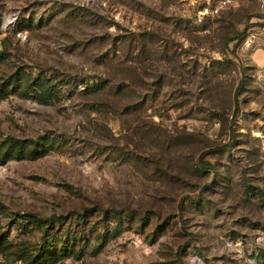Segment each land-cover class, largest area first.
Instances as JSON below:
<instances>
[{
  "label": "rangeland",
  "instance_id": "374dc122",
  "mask_svg": "<svg viewBox=\"0 0 264 264\" xmlns=\"http://www.w3.org/2000/svg\"><path fill=\"white\" fill-rule=\"evenodd\" d=\"M237 1L0 0V264H264V1Z\"/></svg>",
  "mask_w": 264,
  "mask_h": 264
},
{
  "label": "trees",
  "instance_id": "16d2710c",
  "mask_svg": "<svg viewBox=\"0 0 264 264\" xmlns=\"http://www.w3.org/2000/svg\"><path fill=\"white\" fill-rule=\"evenodd\" d=\"M222 11H224V10H222ZM252 18L253 19L254 18H258L259 20L262 21V20H264V14H257V15H254ZM252 25H254V26H250V28L248 29V31L251 28L256 27L257 26V23L256 24H253L252 23ZM247 36H248L247 33H246V35H245V33L236 34V36H234L233 38H231V39H229L227 41V48L229 50H235V48L238 49V48L242 47V45L245 42ZM253 50H255V48ZM253 50H250L248 52L252 53ZM104 89H105L104 86H101V84H99V85H97V86H95L93 88V90H92L93 92L92 93L101 94V93H104L105 92ZM241 90H242V88L241 87H238L237 90H236V92H235V97H234V99H235V110H234L233 118H232V128H231L232 131H234V124L236 123L237 118L239 117L240 112H241V107H240V104H241V101H240ZM202 163H203V161H202ZM206 166L211 167V165L208 164V163L206 164ZM50 251L51 250L48 247L47 249H44L43 250V252H42L41 255H44L45 253H48ZM32 264H53V261L50 260L49 258H47L46 256H39L38 258H36L35 260L32 261Z\"/></svg>",
  "mask_w": 264,
  "mask_h": 264
},
{
  "label": "built area",
  "instance_id": "2783aa9c",
  "mask_svg": "<svg viewBox=\"0 0 264 264\" xmlns=\"http://www.w3.org/2000/svg\"><path fill=\"white\" fill-rule=\"evenodd\" d=\"M264 1V0H261ZM238 7V1L237 0H218L217 5H215L212 10L213 13L218 14L222 10L230 9V8H236ZM248 36L245 40V42L242 45V48L245 51H250L255 48L256 42H257V30L255 27L251 28L248 32Z\"/></svg>",
  "mask_w": 264,
  "mask_h": 264
},
{
  "label": "crops",
  "instance_id": "0c3cea01",
  "mask_svg": "<svg viewBox=\"0 0 264 264\" xmlns=\"http://www.w3.org/2000/svg\"><path fill=\"white\" fill-rule=\"evenodd\" d=\"M258 22L261 23V22H264V20H262V21L259 20ZM255 23H256V22H255ZM256 28H257V30L259 29V27H257V26H256ZM254 52H255V51H254ZM253 56H254V57H258V58H260V60H261V58H263V56H264V53H263L262 51H259V50H258V51H256L255 53H253Z\"/></svg>",
  "mask_w": 264,
  "mask_h": 264
}]
</instances>
